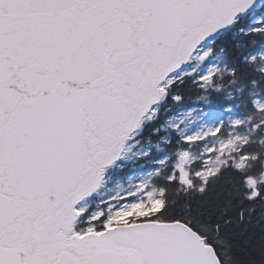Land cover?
Here are the masks:
<instances>
[{"label":"snow or ice","instance_id":"snow-or-ice-1","mask_svg":"<svg viewBox=\"0 0 264 264\" xmlns=\"http://www.w3.org/2000/svg\"><path fill=\"white\" fill-rule=\"evenodd\" d=\"M0 264H264V0H0Z\"/></svg>","mask_w":264,"mask_h":264}]
</instances>
